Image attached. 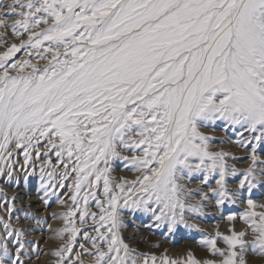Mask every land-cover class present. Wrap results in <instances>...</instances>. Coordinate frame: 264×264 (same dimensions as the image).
Returning <instances> with one entry per match:
<instances>
[{
    "label": "snow or ice",
    "instance_id": "6c2138e0",
    "mask_svg": "<svg viewBox=\"0 0 264 264\" xmlns=\"http://www.w3.org/2000/svg\"><path fill=\"white\" fill-rule=\"evenodd\" d=\"M6 9L0 11V27H7L6 16H18L11 27L28 39L0 55V149L15 142L27 164L28 149L46 138L61 162L64 156L75 161L77 195L89 177L103 179L107 199L96 201V236L83 233L96 250L95 264H141L121 235L125 209L152 213L169 232L180 225L195 227L184 210L200 213L210 198L198 193L200 203L186 204L190 193L179 183L185 177L203 173L207 185L210 176L218 175V187L210 188L218 205L235 204L245 191L264 187V159L257 154L258 147L264 151V0H12ZM41 25L47 27L35 31ZM25 46L40 50L38 59H48L44 53L51 59L43 68L27 60L11 64L19 73L11 75L5 64ZM25 68L32 71L23 74ZM217 119L255 134L248 141H256L251 164L236 188L228 187L238 170L226 164L227 153L210 152V137L199 131ZM118 148L142 152L130 160L141 175L127 189L139 184V197L114 192L108 168L98 166L121 158ZM115 187L126 191L124 183ZM90 194L95 198V192ZM77 195L74 203H79ZM83 199L87 205V195ZM247 204L242 219L256 233L251 244L246 232L235 229L223 237L227 253L217 248L215 238L207 241L213 255L223 258L220 264H248L249 252L264 258V212H255L250 198ZM88 215L85 208L81 223ZM90 215L95 222L96 213ZM9 227L4 225L6 236L15 238V252L9 242H0V264H23V232ZM68 231L74 241L78 230H62ZM71 251V243L56 251L57 264H71ZM149 259L156 264L154 256L143 257L142 264ZM161 264L181 262L165 256ZM183 264L200 262L189 256Z\"/></svg>",
    "mask_w": 264,
    "mask_h": 264
},
{
    "label": "rangeland",
    "instance_id": "374dc122",
    "mask_svg": "<svg viewBox=\"0 0 264 264\" xmlns=\"http://www.w3.org/2000/svg\"><path fill=\"white\" fill-rule=\"evenodd\" d=\"M11 2L12 0H0V3L5 6L0 8V11L6 13V5ZM23 10L27 11V9ZM17 11L21 9L17 8ZM16 19L20 17L6 16L7 27H0V55L8 51L13 44L19 46L22 41L28 39V34L17 36L12 29L11 25ZM46 27L47 25H41L35 31L39 32ZM45 47H47V42H45ZM38 51L40 50L27 46L20 48V51L12 55L5 64L9 73L19 74L18 70L11 68L10 65L20 64L26 60L37 64L40 68L47 65L51 59V53H44L48 59L41 60L38 59ZM60 51L63 49L61 48ZM30 71L32 69L25 68L23 74ZM2 73L3 69L0 68V74ZM199 131L210 137L208 142L210 152L227 153L226 164L238 170L236 176L228 178V187L236 188L244 169L251 164L249 157L252 145L256 141L252 140L251 144H248V141L255 134L221 119L208 122L205 126H201ZM241 133H243L242 136ZM241 141H244L247 146H242ZM0 143H2V137H0ZM55 151L56 149L50 148L46 138H40L33 147L28 149L30 159L26 164L24 150L17 148L15 142H10L7 149H0V238H3L0 242H9V247L15 252V238L7 237L5 232L4 225L8 224L9 231L22 230L23 232L22 241L25 247L20 257L23 264H57L59 257L54 253L69 243H71L72 251L67 254V257L71 264H78L79 261L83 264H95L96 250L92 247L91 241L86 240L83 233L87 231L90 236H96L93 228L98 226L100 215V208L96 201L103 202L107 199L104 196L103 179L97 182L94 176L89 177L77 195L75 188L77 177L76 173L71 171L75 161L70 163L67 156H64L61 162V159L55 155ZM118 151L121 158H111L107 165L101 162L98 166L101 169L108 168V178L114 192L119 193L122 198L139 197L142 195L138 191L139 184H136L132 191H127V189L132 187L131 182L136 181L141 175L135 170L130 160L133 156L142 155V152L140 149L124 148H118ZM257 154L264 159V151L259 147ZM122 157L129 159L124 160ZM64 164H68V168H65ZM9 171L12 173L11 177L7 175ZM65 172L68 173L67 176H64ZM202 178L203 173H194L179 181L185 185L186 193H190L188 199L185 200L186 204L200 203L201 195L198 193L207 192L209 194V202L204 203L202 212L192 213L187 208L184 210L185 220L195 227L180 225L174 232H169L167 224L156 221L152 213H131L127 209L123 211L124 226L121 229V235L125 243L135 250L133 255L141 264L143 257L153 256L156 257V264H161L165 256L181 264L187 261L189 256L199 261L200 264L209 260H215L216 264H220L223 258L213 255L212 249L207 244L209 239L215 238L217 248L225 253L228 252V245L223 237L230 236L233 229L237 232H246L245 240L248 244L254 240L256 233L248 227L242 216L249 211L247 204L249 198L257 205L255 212H264V208L259 207L264 205V187H257L251 193L245 191L235 204L225 202L223 205H218L211 195L210 188L218 187L216 180L219 176H210L207 185L202 182ZM89 181H91V187H89ZM118 183H124L126 189L124 193H120L115 187ZM92 192L96 193V198L90 194ZM73 195H77L79 203L73 202ZM85 195L88 197L87 205L83 199ZM152 207L156 208V205L153 204ZM85 208L89 215L85 222L81 223V212ZM69 212H74L75 215L68 216ZM91 213L97 215L95 222ZM230 215L235 219L229 220ZM37 220L41 223H37ZM157 224L160 226L157 227ZM73 226L78 230L74 241H72L70 231L62 232L63 229H70ZM103 231L105 229L102 228L101 232ZM217 233L220 235L217 236ZM101 247L106 250L107 246L101 242ZM246 259L248 264H264V258L252 255L251 252ZM149 264H151V259H149Z\"/></svg>",
    "mask_w": 264,
    "mask_h": 264
},
{
    "label": "bare ground",
    "instance_id": "6f19581e",
    "mask_svg": "<svg viewBox=\"0 0 264 264\" xmlns=\"http://www.w3.org/2000/svg\"><path fill=\"white\" fill-rule=\"evenodd\" d=\"M8 3V2H7ZM11 32V31H10ZM58 171V170H57ZM96 198V197H95ZM154 244V243H153ZM147 247V246H146ZM167 247V246H166ZM210 247V246H209ZM199 249V248H198ZM211 252V251H210ZM154 254V253H153ZM160 256V255H159ZM205 258H207V257H205Z\"/></svg>",
    "mask_w": 264,
    "mask_h": 264
}]
</instances>
